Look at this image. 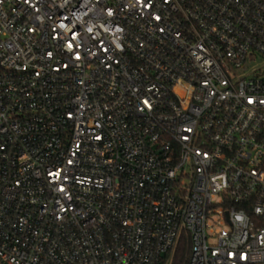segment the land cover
I'll return each mask as SVG.
<instances>
[{"label":"built area","instance_id":"built-area-1","mask_svg":"<svg viewBox=\"0 0 264 264\" xmlns=\"http://www.w3.org/2000/svg\"><path fill=\"white\" fill-rule=\"evenodd\" d=\"M264 0H0V264H264Z\"/></svg>","mask_w":264,"mask_h":264},{"label":"trees","instance_id":"trees-1","mask_svg":"<svg viewBox=\"0 0 264 264\" xmlns=\"http://www.w3.org/2000/svg\"><path fill=\"white\" fill-rule=\"evenodd\" d=\"M188 250L187 241H181L173 255L172 264H187Z\"/></svg>","mask_w":264,"mask_h":264},{"label":"rangeland","instance_id":"rangeland-1","mask_svg":"<svg viewBox=\"0 0 264 264\" xmlns=\"http://www.w3.org/2000/svg\"><path fill=\"white\" fill-rule=\"evenodd\" d=\"M264 67V60L263 59H257L249 64V68H262Z\"/></svg>","mask_w":264,"mask_h":264}]
</instances>
